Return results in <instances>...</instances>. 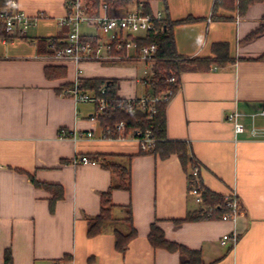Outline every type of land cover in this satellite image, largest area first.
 <instances>
[{
  "label": "crops",
  "instance_id": "obj_1",
  "mask_svg": "<svg viewBox=\"0 0 264 264\" xmlns=\"http://www.w3.org/2000/svg\"><path fill=\"white\" fill-rule=\"evenodd\" d=\"M69 1L18 0L34 19L26 36H9L0 23V264H6L7 250L11 264H182L178 251L152 246L154 223L168 240L200 251L205 264H264V138L247 133L237 138L227 118L238 110L251 124L250 114L264 108V32L250 37L263 23L264 2L251 4L244 15L220 8L218 15L227 19L215 20L214 0H146L171 21L201 18L174 26L184 62L180 87L165 107L166 137L186 144L210 193L222 197L235 188L244 207L235 223L216 216L179 224L175 221L199 210L188 193L192 163L186 169L177 154L162 158L141 153L134 140L102 138L100 122L92 118L95 107L63 92L74 82L77 67L82 78L118 79L122 97L150 90L138 82L143 62L78 65L53 56L52 41L65 38L61 21ZM85 25V36H102L92 30L96 26ZM216 43H226L234 61L207 70L190 62L214 58ZM47 67L66 74L49 77ZM255 123L264 126V117L256 116ZM61 129L72 135L60 137ZM79 156L97 163H75ZM106 161L130 170V190L116 187L120 178L102 165ZM31 177L57 187H38ZM111 187L117 223L90 236L89 219L100 214L102 195ZM56 188H62L63 197L52 207ZM132 225L137 235L121 253L113 227L128 233ZM234 230L236 244L223 243Z\"/></svg>",
  "mask_w": 264,
  "mask_h": 264
},
{
  "label": "built area",
  "instance_id": "obj_2",
  "mask_svg": "<svg viewBox=\"0 0 264 264\" xmlns=\"http://www.w3.org/2000/svg\"><path fill=\"white\" fill-rule=\"evenodd\" d=\"M99 9L84 0H71L67 3V14L62 19L61 25L67 26L63 41L54 40L50 47L53 56L57 59H71L78 65L85 62L114 63L120 61L143 62L144 74L138 82L150 88L148 92L139 97H122L117 95L115 101L106 97V88L103 86L99 91L85 89L82 86V68L77 67L76 78L71 86L64 89V94L72 97L76 102H87L95 106L96 113L93 119L108 109L126 108L128 111H139L149 119H153L158 111V105L166 103L174 95V86L178 85L180 76L170 68L165 72L166 86L157 94L152 93L155 66L158 62V44L142 43L149 35H157L163 31L162 21L165 18L162 11L151 10L146 0H133L127 6L125 12L120 15H111V5L107 0H98ZM237 20H240L238 16ZM34 19L21 9L18 0H8L0 8V23L9 36H26L33 25ZM85 24L96 26L102 36H85L81 27ZM246 114L235 110L228 114V120L233 124L234 133L239 135L247 133L251 138H264V126L255 123L256 116L264 117V108L250 114L251 124H247L243 117ZM75 135V133H73ZM72 133L66 129L59 131L60 137H70ZM76 136V135H75ZM92 136V133H88ZM102 138L126 140L131 139L139 144L140 150L150 152L154 150L157 139L150 129L127 130L125 121H120L114 126L102 128ZM75 163L96 164L87 156L76 157ZM206 186L201 174L200 164L194 163L191 167L188 193L198 204L202 215L213 217L215 211L220 212V218L225 221L236 222L244 211L238 191L234 188L224 194L217 203L207 201L205 197ZM238 240L237 231L227 233L222 242L231 241L233 246Z\"/></svg>",
  "mask_w": 264,
  "mask_h": 264
},
{
  "label": "trees",
  "instance_id": "obj_3",
  "mask_svg": "<svg viewBox=\"0 0 264 264\" xmlns=\"http://www.w3.org/2000/svg\"><path fill=\"white\" fill-rule=\"evenodd\" d=\"M8 0H0V8L3 7ZM111 5L110 14L111 15H120L123 14L131 2V0H107ZM94 8V10L99 9L98 0H89L88 1ZM255 2H264V0H214L212 18L215 20H224L227 19L225 16L218 15L220 8H225L228 10H238L240 15H244L249 6ZM201 18L196 17H186L184 19L171 21L168 17H165L161 22L163 25V31L157 35H149L146 40H143L142 43H152L156 42L158 44V62L155 66V77L153 80L152 93L157 94L163 90L166 86L165 83V72L173 68L177 74L180 76V71L182 68V63L184 59L176 50L175 36H174V26L181 23H188L199 20ZM1 25V24H0ZM264 32V20L260 27L254 31L250 37H254L260 33ZM47 41L46 39H43ZM213 52L215 53L214 58H194L190 62L195 64L201 70L209 69L214 63L224 65L229 62L234 61L229 55L228 45L226 43H216L213 45ZM264 59V55L260 57ZM46 74L49 77L55 76H64L66 74L65 69L58 67H47ZM82 86L85 89H95L99 91L103 86L106 88V97L115 101L117 98V88H118V79H106V78H82ZM68 87L71 85H67ZM180 87V80L178 85L174 86V90ZM64 89V87H61ZM166 103H161L158 105V111L153 119H149L145 114L141 112H130L126 108L117 107L114 109H108L104 113L98 116L100 126L102 128H107L109 126H114L120 121H125L127 125V130L141 128L143 130L150 129L155 138L157 139L156 146L154 150L150 152L141 151V153H156L162 158H168L173 154L179 155L182 165L187 169L188 163H198L188 155L187 147L184 142L180 141H170L166 137ZM95 160L96 159H92ZM104 166L111 168L114 173H116L120 180L119 184L116 185L117 188L130 190V170L117 162H103ZM191 173L189 174V178ZM31 180L38 187H45L46 189H53L57 185L46 184L38 182L35 177H31ZM111 187L107 192H104L102 195V208L100 214L89 219V228L88 234L90 236H95L101 233L109 224L117 223V220L113 217V208L114 204L111 200ZM63 197L62 188L55 189V196L52 200V207L56 200ZM205 197L207 201L211 203H217L221 200L222 197L215 196L208 191L206 188ZM221 211H215V214L212 218L220 216ZM211 219V217L204 216L198 212L194 216H189L186 219L176 220V223H182L186 220H200V219ZM128 222L132 224V215L129 209ZM113 231L116 235V248L121 252L125 253L128 249L130 241L136 237L137 231L134 226H131V230L128 233H123L117 227H113ZM149 240L154 248H165L170 251H178L183 258L182 264H205L202 260V255L200 251L192 250L186 247L183 244L170 241L166 238L164 230L159 227L157 224H153L149 234ZM5 262L6 264H11L12 256L10 250H7L5 253Z\"/></svg>",
  "mask_w": 264,
  "mask_h": 264
},
{
  "label": "rangeland",
  "instance_id": "obj_4",
  "mask_svg": "<svg viewBox=\"0 0 264 264\" xmlns=\"http://www.w3.org/2000/svg\"><path fill=\"white\" fill-rule=\"evenodd\" d=\"M85 26H86V25H85ZM85 26H84V25L82 26V31H84L83 27H85ZM92 30H94V31H99V32L101 33V31H100L99 29L97 30V28H93V27H92ZM130 62H132V63H136V61H130ZM138 63H139V62H138ZM138 66L140 67V71H139V72H140V73H139L140 75H139V76L141 77V76H143V74H144L143 71H144V68H145V67H144L143 64H138ZM84 103H85V105H86L88 108H94V107H95V106H94L93 104H91V103H87V102H84Z\"/></svg>",
  "mask_w": 264,
  "mask_h": 264
}]
</instances>
